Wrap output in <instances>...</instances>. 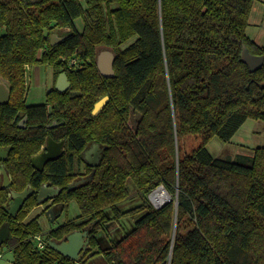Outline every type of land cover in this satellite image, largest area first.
Here are the masks:
<instances>
[{"label": "trees", "instance_id": "obj_1", "mask_svg": "<svg viewBox=\"0 0 264 264\" xmlns=\"http://www.w3.org/2000/svg\"><path fill=\"white\" fill-rule=\"evenodd\" d=\"M253 1L0 0V78L10 90L0 105V145L9 148V188L48 181L61 189L54 201L73 200L80 213L51 228L39 249V218L26 220L35 196L12 216L0 187V226L10 235L1 246L13 264H92L96 253L98 264H264V147L234 159L206 149L214 136L228 143L247 119L264 122V64L250 71L241 60L244 46L264 57V44L245 32ZM57 30L62 39L51 44ZM100 48L114 55L113 77L97 69ZM42 64L64 73L70 88L25 106V68ZM22 115L25 129L17 126ZM52 121L57 126L46 128ZM47 138L64 141V152L34 171L30 159ZM91 143L102 147L101 162L68 189ZM159 186L171 199L154 209L148 196ZM131 188L142 204L121 211ZM137 214L106 246L107 227L116 233L121 218ZM74 231L88 234L78 261L49 245Z\"/></svg>", "mask_w": 264, "mask_h": 264}, {"label": "rangeland", "instance_id": "obj_2", "mask_svg": "<svg viewBox=\"0 0 264 264\" xmlns=\"http://www.w3.org/2000/svg\"><path fill=\"white\" fill-rule=\"evenodd\" d=\"M78 30H81L83 22L81 19L76 21L75 23ZM61 30H57L56 33H52V35H55L56 37H60ZM51 35V36H52ZM107 51L111 52V50L107 48H100L97 50V55L101 54V52ZM112 53V52H111ZM96 55V56H97ZM28 80H27V89H26V96L25 101L26 105H37V104H43L45 103V97L47 92L51 89L52 82H53V72L52 68L48 65H36L33 67L28 68ZM27 73V71H26ZM139 115L134 114V116H131L130 124L133 125L132 119L134 120L138 119ZM193 138H186L185 143L186 145H190V143L193 142ZM45 145V144H44ZM257 147H264V122L260 120H252L247 119L237 130V132L234 134V136L231 138V140L228 143H223L220 141L217 137L211 138L207 144L206 149L210 153V155L213 158H229L234 159L235 156L238 154H249L251 151H253ZM242 152V153H239ZM85 167L84 164L81 162V165L79 163V166H76V169L74 168V172L72 173V177H74L75 173L76 175H79V172H84ZM72 179V178H70ZM72 180H75L74 178ZM71 180V181H72ZM70 181V182H71ZM162 190V192H166L161 186L154 189L150 195L148 196L149 203L154 209L160 208L163 204L160 206H157L151 196L156 190ZM170 197V196H169ZM171 199V198H169ZM142 204L140 201L139 196L135 193V191L131 188L130 189V197L123 202H121L118 207L121 211H127L131 208H134L138 205ZM38 205V202L37 204ZM35 205V206H36ZM41 206L33 209L27 216L26 220L33 219L38 216L40 225L42 227V237H47V233L51 228H54L60 224L65 223L68 220H74L77 218V216L80 214L79 209L77 206V203L75 201H70L67 203V205L62 206V204H57L54 199L47 202H42L40 204ZM35 208V209H34ZM51 209V210H50ZM48 213V214H47ZM141 217V214H137L133 217H124L121 218L118 221V225L120 226V229L113 232H111V226L107 227L108 232L106 231L104 243L107 245L110 244L109 239H118L121 235L124 234V232H127L133 223ZM87 233V232H86ZM88 235V234H87ZM88 238V236H87ZM84 248L79 254V259L82 258L83 255H85V251L87 249L88 243L87 239H85ZM0 264H13V254L12 251L9 250L6 246H0ZM90 255V254H89ZM100 254L96 253L95 256L96 259L94 263L92 264H98L99 262V256ZM94 256V257H95ZM100 262H103V260L100 257Z\"/></svg>", "mask_w": 264, "mask_h": 264}, {"label": "water", "instance_id": "obj_3", "mask_svg": "<svg viewBox=\"0 0 264 264\" xmlns=\"http://www.w3.org/2000/svg\"><path fill=\"white\" fill-rule=\"evenodd\" d=\"M50 39H51V44H55L57 41H61L62 38L58 39V37H56L55 35H52ZM113 59H114V55L111 52H106L104 57H99V56L97 57L96 65H97L98 71L105 78H110L114 76L113 67H112ZM241 60L248 66L250 71H254L258 68H261L264 64V57L255 56V55L250 54L246 46H244L242 49ZM69 86L70 84L65 74H60L59 77L57 78L55 89L58 92H63L64 90L69 88ZM9 98H10L9 87L3 84H0V105L8 103ZM107 101H108L107 96H104L101 99H99L94 104L91 115L93 117H96L101 112V110L103 109ZM62 147H63V142L56 143L52 139H48L46 146L43 149V152H41L39 155L31 159L32 166L35 169L40 170L41 165L43 163L55 160L60 156V154L62 153L61 152ZM95 148L96 150L92 151V153L97 157L95 158L96 161L93 164L94 166L99 163V157H100V154H99L100 150L98 149V147H95ZM7 155H8V149L7 150L0 149V161L2 162L6 161ZM0 172L2 173L4 179L8 178L3 166H0ZM8 182L7 183L5 182L2 185V187H6L8 185ZM80 182H75L74 185L79 184ZM70 187L71 186H69V188ZM59 191L60 190L56 188L41 187L38 193V202L42 203L46 199L50 197H54L56 194L59 193ZM30 193H32V190L30 188L20 193L11 191L9 194V199H10L9 201H11V199H13V201L12 203H10V209L7 210L8 214L14 216L15 213L21 208L23 202L28 198ZM169 201L170 199H168L167 202ZM8 233L9 232H8L7 227L0 228V246L3 244L5 240L9 239L10 235H8ZM87 236L88 235L86 232L74 231L68 234L60 242L50 241L49 245L55 251H57L60 255L72 261H78L79 254L83 250L84 244L86 243L84 242V240L87 239Z\"/></svg>", "mask_w": 264, "mask_h": 264}, {"label": "flooded vegetation", "instance_id": "obj_4", "mask_svg": "<svg viewBox=\"0 0 264 264\" xmlns=\"http://www.w3.org/2000/svg\"><path fill=\"white\" fill-rule=\"evenodd\" d=\"M61 36L62 35H60V37H58V39L59 38H61ZM57 42H59V41H57ZM56 42V43H57ZM106 52L107 51H103V52H101V54H98L97 55V57L99 56V57H104L105 56V54H106ZM97 60V59H96ZM34 66H36V65H34ZM97 66V65H96ZM29 67V66H28ZM27 68V67H26ZM25 68V86H26V89H27V81L26 80H28V76L26 75V69ZM98 69V68H97ZM52 72H53V69H52ZM60 74H64V73H60ZM59 74V75H60ZM59 75L56 77L55 76V74H54V72H53V79H54V83L52 84V86H51V89L50 90H52V89H54V90H56L55 89V85H56V81H57V78L59 77ZM66 76V75H65ZM27 77V78H26ZM67 78V77H66ZM3 80V79H2ZM4 82H6V81H4ZM7 84V83H6ZM70 84V83H69ZM69 88H70V86H69ZM69 88H67L66 90H64L63 92H59V93H64V92H66ZM49 90V91H50ZM48 91V92H49ZM57 91V90H56ZM47 92V93H48ZM58 92V91H57ZM47 95V94H46ZM26 96V95H25ZM9 101H10V98H9ZM9 103V102H8ZM8 103H6V104H8ZM45 103H46V97H45ZM45 103H43V104H45ZM2 105H5V104H2ZM24 105L25 106H33V105H26V101H25V97H24ZM37 105H39V104H37ZM48 110H50V107L48 106ZM27 117L25 116V115H22L21 116V118L17 121V126L19 127V128H22V129H25L26 127H27ZM57 121H52V123H50V124H47L46 125V128H48V129H51V128H53V127H55V126H57ZM48 139H50V138H47L46 139V141H45V145H43L41 148H40V150H39V152L38 153H36L34 156H32L31 157V159H33L34 157H36L37 155H39L41 152H43V149H44V147L46 146V143H47V140ZM55 141V140H54ZM56 143H60V142H63V147H62V153L60 154V156L63 154V152H64V147H65V142L64 141H55ZM95 147H98V149L100 150V157H99V163L97 164V165H93L94 163H95V158H97L93 153H92V151H95L96 150V148ZM0 149H3V150H7L8 149V155H9V148L8 147H5V146H1L0 145ZM101 153H102V147L99 145V144H97V143H91V144H89L88 146H86L85 147V149L83 150V152H82V155H81V162L84 164V167H88V168H91V169H94V168H96L99 164H100V162H101ZM8 155H7V159H8ZM59 156V157H60ZM58 157V158H59ZM57 158V159H58ZM31 159H30V161H31ZM56 160V159H55ZM7 161V160H6ZM6 161H4V162H2V161H0V166H3L4 167V169H5V171H6V174L8 173V170H7V168H6V165H5V163H6ZM53 161V160H52ZM50 162V161H49ZM49 162H45V163H43L42 165H41V169L40 170H37V169H35L33 166H32V164H31V166H32V168L34 169V171H37V172H43L44 170H45V167H46V165L49 163ZM81 162H80V165H81ZM38 164V163H37ZM39 165V164H38ZM40 166V165H39ZM85 172H86V170H84V172H79V175H77L76 177H74V179L75 180H72L69 184H68V189H73V188H75V187H77L78 185H80L81 183H83V182H85L88 178H89V176H86V174H85ZM9 174V173H8ZM8 174H7V176H8ZM9 176H10V174H9ZM9 176H8V178L7 179H4V177H3V175H2V173L0 172V187L2 188V189H5L6 190V194H7V198H8V201H7V203H6V205H5V209H6V212H7V210L8 209H10V203H12V201H13V199H11V201H9L10 199H9V194H10V192L11 191H14V190H12L11 188H9V186H10V184H11V176H10V178H9ZM8 180H9V182H8ZM81 181V182H80ZM7 183L8 182V185L6 186V187H2V185L4 184V183ZM75 182H80L79 184H76V185H74V183ZM69 186H71L70 188H69ZM41 187H46V188H56V189H59L60 191H59V193L61 192V189H60V187H56V186H53L50 182H48V181H44V182H42V184L38 187V188H34V187H32L31 185H27V186H25V188L22 190V191H14V192H17V193H20V192H23L24 190H26V189H28V188H30L31 190H32V193H30V195L28 196V198H30L31 196H35V198H36V200H37V202H38V193H39V191H40V188ZM58 193V194H59ZM58 194H56L54 197H50V198H48V199H46L44 202H47V201H51V200H53ZM27 198V199H28ZM43 198V197H42ZM26 199V200H27ZM25 202V201H24ZM23 202V203H24ZM41 203H39L38 202V205H36L35 206V208H37V207H39V206H41L40 205ZM58 204V203H57ZM23 205V204H22ZM22 207V206H21ZM34 208V209H35ZM21 209V208H20ZM19 209V210H20ZM18 210V211H19ZM51 210V209H50ZM18 211L15 213V214H17L18 213ZM8 213V212H7ZM6 226L5 225H2V226H0V228H5ZM8 235H9V233H8ZM6 241V240H5ZM4 241V242H5ZM3 242V243H4ZM84 242H85V240H84Z\"/></svg>", "mask_w": 264, "mask_h": 264}, {"label": "crops", "instance_id": "obj_5", "mask_svg": "<svg viewBox=\"0 0 264 264\" xmlns=\"http://www.w3.org/2000/svg\"><path fill=\"white\" fill-rule=\"evenodd\" d=\"M245 32L248 38L257 46H262L264 44V0H254L253 1L249 16H248V26ZM30 67H33V66H29L26 68L27 69L26 75L29 74L28 68ZM53 83H54V79H53L52 84ZM0 84L8 86L6 82L2 80V78H0ZM239 153H242V152H239Z\"/></svg>", "mask_w": 264, "mask_h": 264}, {"label": "bare ground", "instance_id": "obj_6", "mask_svg": "<svg viewBox=\"0 0 264 264\" xmlns=\"http://www.w3.org/2000/svg\"><path fill=\"white\" fill-rule=\"evenodd\" d=\"M151 198L157 206H160L162 203L168 201L170 197L166 192L163 193L162 190L159 189L152 194Z\"/></svg>", "mask_w": 264, "mask_h": 264}, {"label": "built area", "instance_id": "obj_7", "mask_svg": "<svg viewBox=\"0 0 264 264\" xmlns=\"http://www.w3.org/2000/svg\"><path fill=\"white\" fill-rule=\"evenodd\" d=\"M74 63H75V60H72V61L69 62V65L72 66ZM35 241H36L37 248L43 249L45 247L46 243L44 242L43 237H41L39 235L35 236ZM0 257H1V255H0Z\"/></svg>", "mask_w": 264, "mask_h": 264}]
</instances>
